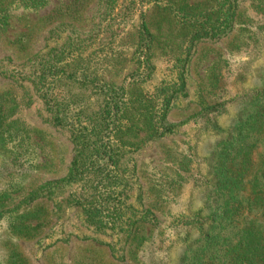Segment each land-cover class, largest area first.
Wrapping results in <instances>:
<instances>
[{
    "label": "rangeland",
    "instance_id": "1",
    "mask_svg": "<svg viewBox=\"0 0 264 264\" xmlns=\"http://www.w3.org/2000/svg\"><path fill=\"white\" fill-rule=\"evenodd\" d=\"M35 55H43L45 95L69 101V112H98L106 83L151 101L157 137L118 159L133 240L123 224L94 229L67 206L85 193L61 182L74 149L52 120L61 109L27 79L42 70ZM263 87L264 0H0V264H156L167 260L160 248H171L168 264H181L183 223L214 212L216 153L254 113L248 98ZM258 128L241 136L255 144L246 177L261 182ZM39 186L44 193L31 200ZM38 205L47 219L27 236L21 229Z\"/></svg>",
    "mask_w": 264,
    "mask_h": 264
},
{
    "label": "trees",
    "instance_id": "2",
    "mask_svg": "<svg viewBox=\"0 0 264 264\" xmlns=\"http://www.w3.org/2000/svg\"><path fill=\"white\" fill-rule=\"evenodd\" d=\"M223 15L227 20L231 18L229 10ZM42 56L35 55L33 59L39 62L40 67ZM45 72L42 68L40 73L34 72L27 78L37 84L41 96L47 93L44 87ZM100 90L103 95L102 108L90 114L83 113L81 109L69 112V101L59 105L45 95L48 102L53 101L52 108L61 109L52 120L70 134L74 149L61 182L67 186L80 184V191L85 193L84 197H71L65 202L67 206L80 208L86 224L94 229H114L117 224H123L127 230L124 234L131 230L127 236L133 240L139 232L132 229L130 220L125 218L124 192L127 184L117 173L120 169L118 159L122 151L138 149L145 141L157 137V121L148 116L146 105L151 101L144 94L129 98L121 86L112 83H106ZM262 99L264 87L255 90L248 98V103L255 104L254 113L248 114L249 120L244 123L240 121L237 136L234 137L231 131L223 148L216 153L213 186L216 194L210 196L214 212L208 219H203L198 213L191 217V221L183 223L188 228L183 241L188 245L181 264H264V181L259 182L253 176L246 177L253 164L251 156L255 144L244 141L249 137L241 136V131L245 129L259 126L258 130H264ZM164 117L165 111L161 122ZM260 166L264 170V163ZM44 188L39 186L30 195L31 200L38 198L39 193L41 196ZM245 191L247 195L242 196ZM241 202L247 204V213L242 210ZM252 206L259 207L260 217L251 216ZM46 214L45 208L38 205L27 215L30 216L28 221L34 224L23 226L21 230L26 231L27 236L35 237L47 219ZM148 221L149 217L145 222ZM170 250H157V253H164L167 260L158 259L156 264H168Z\"/></svg>",
    "mask_w": 264,
    "mask_h": 264
}]
</instances>
